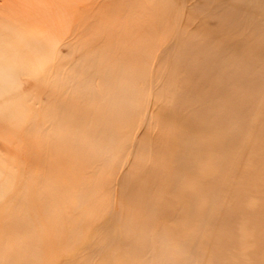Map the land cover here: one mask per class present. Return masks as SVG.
<instances>
[{"label":"bare ground","instance_id":"bare-ground-1","mask_svg":"<svg viewBox=\"0 0 264 264\" xmlns=\"http://www.w3.org/2000/svg\"><path fill=\"white\" fill-rule=\"evenodd\" d=\"M94 2L0 0V121L6 120L2 117L7 113L10 116L15 113L17 101L12 98L14 91L17 93L22 89L27 95L32 93L34 87L30 83L33 82L22 79L21 75L31 72L24 69L25 63H35L44 78H54L48 96L56 99L46 113L52 116L50 122L57 125L54 135L57 138H60L59 134L68 135L66 139L69 141L61 144L51 141L48 148L62 151L63 164L66 162L71 168L65 171L57 163L47 161L45 156L40 178L35 175L25 184L18 180L14 184L13 171L9 164H5L7 160L0 161V208L10 206L3 208L8 215L1 221L12 227L11 236H15V240L38 236L36 225H54V217L64 214V206L71 210L74 200H77L76 213L89 204L93 211L99 210L100 202L95 196L99 185L96 183L105 178L108 165L105 164L104 170V166L100 170L93 168L92 173L100 174L99 177L85 179L83 184L80 183V175L73 171L80 169L82 154L91 165L116 157L115 150L103 149L96 139L104 135L115 145L121 137L118 128L134 130L137 116L142 118L141 114L150 106L149 99L153 98L152 94L148 96L145 92L153 80L156 82V75L153 80L149 76L156 48L149 51L147 45L150 41L145 39L139 48L132 44L131 52L126 48L116 52L119 44L98 49L100 44L95 30L98 27L107 30L108 26L102 21L96 23ZM216 2L218 13L211 20V26L226 46L225 55L205 53V61L200 62L194 52L198 50L195 42L184 40L177 32L159 53L160 58L169 53L168 61L174 67L185 62V65L188 63L198 68L196 73L199 74L196 75L215 85L199 97L205 108L202 117L206 119L202 118V123L207 125L197 124L193 117L180 120L184 126L193 125L191 134L186 130L173 132V127L166 128L165 135L170 143L157 144L160 157L158 166L155 164L152 170L144 165L152 150L144 149L146 145L152 148L154 144H148L146 139L140 141L141 152L134 167L137 184L131 188L135 192L129 200L132 204L140 203V207L138 210L126 208L129 215L121 227L116 215L111 216V228L103 242L89 252L95 254L94 257L109 254L104 264H264V0ZM167 3L164 0L161 6L159 4L163 15L156 25L160 28L167 24ZM106 8L108 10L109 7ZM150 25L149 29L153 27ZM249 28L256 33L242 36ZM233 33L238 34L232 37ZM183 40L187 43L184 58L175 46ZM58 44L71 47L74 53L65 64L68 67L65 76H62L65 67L60 69L62 74L55 67L60 61L54 56ZM44 48L51 50L49 55ZM108 51L113 53V60L107 58ZM229 52L232 54L228 55ZM235 53H239L236 58L242 65L228 67ZM217 59L219 61L215 63ZM51 67L53 71L49 70ZM161 74L163 79V71L158 76ZM137 77L143 87L138 85ZM97 80L99 84H96ZM61 84L65 88L61 89ZM256 86L259 92H255L258 90H254ZM245 92L254 96V100L250 101ZM220 96L222 102H215ZM256 107L262 109L259 119H253L250 113ZM41 109L45 111L44 107ZM176 121L172 119V123ZM196 125L200 127L195 128ZM197 129L216 137L203 140L195 135ZM255 141L258 142L255 149L249 152L246 148ZM211 153L218 158L219 173L212 181L195 182V194L187 192L189 200L185 205L190 216H187L186 223L182 227L159 225L157 210L162 204L164 213L173 215L170 204H166L164 199L156 201V190L163 189L168 168L162 162H167L168 157L175 159L176 167L169 168L173 170L170 181L181 186L187 175L181 167L195 170L196 159ZM242 155L252 157L240 167L238 161ZM210 165L204 164L203 168L207 166L205 169L209 170ZM59 168L62 173H59ZM17 185L16 192L4 199L9 189ZM190 186L193 187L192 184ZM71 215L72 212L63 216L68 220ZM194 218L196 225L192 222ZM70 222L74 229L67 237L73 242L80 241L83 230L80 225H75L76 220ZM172 237L178 242H171ZM249 244H254V247L248 249ZM34 247H28L27 255L19 263L12 258L15 253L3 252L0 264H35L37 251ZM245 252L251 255L249 261L244 257ZM94 263L93 258H86L82 264Z\"/></svg>","mask_w":264,"mask_h":264},{"label":"rangeland","instance_id":"rangeland-1","mask_svg":"<svg viewBox=\"0 0 264 264\" xmlns=\"http://www.w3.org/2000/svg\"><path fill=\"white\" fill-rule=\"evenodd\" d=\"M162 1L164 0H95L94 2V19L96 23L102 21L103 24H107L108 26L107 30L105 28L101 29L100 27L95 30L97 43L100 44L98 49L106 45L119 44L120 47L116 52L125 48L126 51L131 52L130 47H133L132 44H135L134 47L139 48L141 41L145 39L150 41L147 45L149 51L156 48L155 59L152 60V70L149 75L152 80L156 75V82L153 80L150 86H147L145 92L148 96L149 93L153 95V98L149 99L151 102L150 106L146 112L141 114V119L139 116L137 118L133 117L136 118L134 126L132 125L134 130L127 131V128H118L120 131L119 136L121 137L116 140L115 145L112 144V140L104 135H100L96 139L103 149L110 148L112 151L115 150L116 157L109 159L107 162L103 160L96 161L91 165L86 160V156L84 158L82 154L80 169L73 171L80 175V183L83 184L85 179H93L94 176L95 178L99 177L100 174L97 173L95 175L92 173L93 168H99L100 170L104 166V170L108 165V170H105V178L99 179L98 183H96V185H99V190H97V194L95 195L100 202L99 210L93 211V208H90L91 204H89L83 206L76 213L74 210L76 209L75 203L77 205V200H74L75 202L73 201L71 210H68L69 207L65 206L62 210L63 215L72 212L73 215H71V218L67 220L63 215L54 217V225H42V223L36 225V231L39 237L35 234L37 238L35 236V238L27 237L15 240V236H11L12 227L5 226L6 222L2 223L1 221V219H5L8 215V211L3 208L10 207L4 205L0 208V255L3 252L15 253L12 255V258L19 263L27 255L28 247L36 246L34 247L37 251V254H35L37 256L35 264H82L86 258H93L94 264H104L109 254L107 255L105 253L103 256L94 257L96 255L89 252H92L95 247L103 242L106 233L111 228L109 226L111 216L116 215L118 224L121 227L126 215H129L127 214L128 209L126 208L132 207L138 210L140 207V203H130L135 192L131 191V188L137 184L134 176V167L138 159V154L141 152L140 141L146 139L148 144H154L152 148L145 144L146 147L144 149L150 152L152 150V155L149 158L147 157L144 162L148 170H152L151 168L155 164L158 166L157 161L160 157V153L157 150L159 146L157 144L170 143L165 135L167 133L166 128L173 127L175 129L173 132L176 129L186 130L189 131L188 134H191L193 133V125L184 126L180 122L181 118L192 119L195 117L197 124H205L202 123V118L206 119L202 117L205 115V111L203 110L205 109L203 106L204 103H201L199 97L207 93L209 89L214 88L215 85L206 82L203 76L196 75L199 74L196 73L198 68L195 69L188 63L185 65V62H181L178 67H174L168 61L167 55L169 53L162 58L159 57V53L170 44L174 33L177 32L183 36L184 40L188 39L195 42V48L198 50L194 52L197 53V60L200 62L205 61V53L213 54L214 56L225 55L226 46L223 45L220 34L216 33L211 26V20L218 13L215 8L218 3L216 0H167L169 13L166 25L168 27L165 28V25L163 28H160L156 25V21L163 15L159 7ZM106 6L109 7V12H106L108 11ZM104 17H106V21ZM150 23L153 29H149L148 26H151ZM243 33L245 34L242 35ZM243 33L239 34L244 37L250 36L256 33V30L249 28ZM237 34L233 33L231 36L235 37ZM150 38L154 40H149ZM184 40L178 43V45L175 44L180 56L183 58L187 47V43ZM44 49L47 51L46 55H49L51 50L49 48L48 50L46 48ZM72 54L74 53L71 47L63 46L62 44H58L54 49V56L60 58V61L55 66L60 73V69L65 67L66 62H68ZM230 54L232 53L229 52L228 55ZM112 55L113 53L108 51L107 58L113 60ZM238 56L239 53H235V57L231 59L228 67H239L242 65V63L237 62L238 59L236 57ZM218 61L217 59L215 63ZM131 67L136 69L134 65ZM24 69H30L32 73L26 72L21 75V78L29 80L28 82L32 81L33 84H30L34 89L28 95L22 89H19L17 93L14 91L12 98L17 101L14 104L15 113L13 116L7 113L5 117H2V119L6 120H3V122L2 120L0 121V161H3L2 159L7 160L5 164H9L13 171L12 173L15 178L13 180L14 184L17 183V180L19 183L25 184L27 183L26 180L29 182L35 175H38V178H40L41 174H43L40 168L42 167L44 162L43 157L45 156L47 161L57 163V166L63 167L65 171L71 170L68 163L64 162L63 164L62 162L64 160L62 151L60 152L59 149L50 150L48 148L51 141L58 144L62 142L69 143L66 139L68 135L63 136L59 134L60 138L54 135L57 125L50 122L52 116L46 113L53 105L52 101L56 99H50L48 96L50 94L49 89L51 91L49 87L52 86L51 81L54 78L50 76L44 78L40 69L33 62L31 64L25 63ZM51 69L53 71V67L49 68V70ZM66 69L68 67H65L62 76H65ZM46 70H48V67ZM160 71H163V79L162 74L160 77L158 76L160 75ZM33 72L35 73L33 74ZM173 76L174 78L172 79ZM137 82L139 86H144L138 77ZM96 84H99V80L96 81ZM63 88L65 87L61 84V89ZM255 89H258L257 86L254 87ZM259 89L262 91L261 85H259ZM259 89L255 92H259ZM192 91L193 93H191ZM244 95L248 96L250 101H253L255 98L248 92H245ZM215 102H222V96L216 98ZM42 107L45 108V111L41 109ZM261 112L262 109L256 107L250 113L253 119H259ZM172 119L173 121H176V119L179 121L172 123ZM88 127L90 126L88 125ZM198 127L200 126H195V128ZM195 135L203 140L216 137L213 134H205L199 129L195 131ZM174 136L173 134V140L175 138ZM52 137L53 140L51 139ZM257 143L255 141L253 145H249L246 149L249 152L252 149L254 150ZM65 147L67 146L65 145ZM251 157V155H242L240 161H238L239 166L241 167L244 163H247ZM217 159V156L211 153L196 159L195 170L190 168L185 169L182 166L181 170H184L187 175L184 181H182L183 184L181 186H176L173 184L174 182L170 181L172 180L173 170L169 168L172 166L176 167L175 159L173 158L172 160V158L168 157L167 162H162V165L168 168L165 174L163 189L156 190V201L164 199L166 204H170L173 215L164 213L162 204L157 210L159 225L164 224L168 227H182L186 223L187 216H190L187 210V204L185 205L189 200L187 192L192 191L193 194L196 193L197 188L194 187L195 182L197 184L204 183L207 180L212 181L214 175L219 173L217 171L218 165H216ZM204 164H211L209 170L205 169L207 166L203 168ZM59 173H62L60 168ZM58 181L62 182L60 177H58ZM16 187L18 185L13 186V188L11 187L4 199L14 194L17 190ZM11 211L12 209L9 208V212ZM92 218H95L94 222L91 221ZM73 219L76 220L75 225H80V229L83 230V237L80 238V241L77 239L73 242L67 237L70 231L74 229V225L70 222ZM192 222L196 225L195 218L192 219ZM189 223L191 224L190 221ZM170 241L173 242L174 238L172 237ZM177 242L174 241V243ZM200 246L202 245L200 244ZM251 247H254V244L247 246L248 249ZM244 257L249 261L251 255L245 252Z\"/></svg>","mask_w":264,"mask_h":264}]
</instances>
